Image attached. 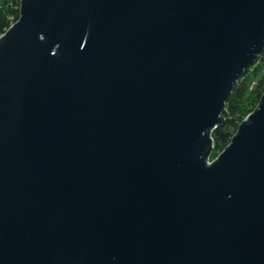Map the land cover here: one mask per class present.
I'll return each mask as SVG.
<instances>
[{
	"label": "water",
	"instance_id": "water-1",
	"mask_svg": "<svg viewBox=\"0 0 264 264\" xmlns=\"http://www.w3.org/2000/svg\"><path fill=\"white\" fill-rule=\"evenodd\" d=\"M264 0H21L0 36V264H264Z\"/></svg>",
	"mask_w": 264,
	"mask_h": 264
},
{
	"label": "trees",
	"instance_id": "trees-1",
	"mask_svg": "<svg viewBox=\"0 0 264 264\" xmlns=\"http://www.w3.org/2000/svg\"><path fill=\"white\" fill-rule=\"evenodd\" d=\"M20 6L21 0H0V34L9 26V16L12 15L15 21L20 18ZM259 62L262 67H258ZM261 70H264L263 51L257 56L254 63L237 78L230 91L221 114L223 122L212 133L214 148L219 153L229 145L245 117L254 111L261 102L264 95V71L259 76ZM251 73L253 78H257V82L249 90V85L247 87L245 82L251 78Z\"/></svg>",
	"mask_w": 264,
	"mask_h": 264
},
{
	"label": "rangeland",
	"instance_id": "rangeland-1",
	"mask_svg": "<svg viewBox=\"0 0 264 264\" xmlns=\"http://www.w3.org/2000/svg\"><path fill=\"white\" fill-rule=\"evenodd\" d=\"M262 67V65H261V63L259 62L258 63V67ZM264 70H261L260 72H259V76L262 74V72H263ZM252 73L250 74V79H248V80H246V84H247V87H248V85H249V90H251L253 87H254V85L256 84V82H257V78H253L252 77ZM219 154V152L218 151H216L215 150V148H213V150H212V154H211V158H214V157H216L217 155Z\"/></svg>",
	"mask_w": 264,
	"mask_h": 264
},
{
	"label": "built area",
	"instance_id": "built-area-1",
	"mask_svg": "<svg viewBox=\"0 0 264 264\" xmlns=\"http://www.w3.org/2000/svg\"><path fill=\"white\" fill-rule=\"evenodd\" d=\"M9 19H10V24H9V26L8 27H6L5 28V31L3 32V33H1L0 34V36L1 35H3V34H5L12 26H13V24L16 22L15 20H14V17L11 15V16H9ZM263 52H264V50H263ZM213 131H214V129L211 131V133H210V137L212 138V141H213V146H214V137H213V135H212V133H213ZM214 148V147H213ZM213 150V149H212ZM211 154H212V151L210 152V154H209V156H208V163H212V161L220 154H218L216 157H214V158H211Z\"/></svg>",
	"mask_w": 264,
	"mask_h": 264
}]
</instances>
